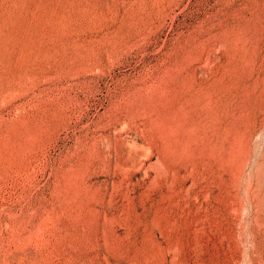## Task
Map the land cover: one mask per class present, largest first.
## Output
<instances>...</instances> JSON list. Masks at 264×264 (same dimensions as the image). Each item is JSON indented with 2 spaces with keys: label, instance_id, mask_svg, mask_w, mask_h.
Returning <instances> with one entry per match:
<instances>
[{
  "label": "rangeland",
  "instance_id": "1",
  "mask_svg": "<svg viewBox=\"0 0 264 264\" xmlns=\"http://www.w3.org/2000/svg\"><path fill=\"white\" fill-rule=\"evenodd\" d=\"M256 52L264 0H0V264H264V113L232 174L184 101Z\"/></svg>",
  "mask_w": 264,
  "mask_h": 264
},
{
  "label": "bare ground",
  "instance_id": "2",
  "mask_svg": "<svg viewBox=\"0 0 264 264\" xmlns=\"http://www.w3.org/2000/svg\"><path fill=\"white\" fill-rule=\"evenodd\" d=\"M258 60L256 52L247 68L241 64L235 65L231 81L225 80L223 73L188 85L184 98L186 106L191 108L190 113L195 114L193 129L199 131L204 140H217L215 142L220 146L218 167L232 174L235 171L234 125L238 111L247 109L251 121L257 119L261 112L264 113V60L261 63ZM145 197L144 202L149 198L147 194ZM127 200L129 205L133 204L130 197Z\"/></svg>",
  "mask_w": 264,
  "mask_h": 264
}]
</instances>
